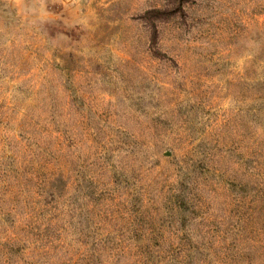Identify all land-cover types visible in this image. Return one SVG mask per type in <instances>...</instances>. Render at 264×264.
Masks as SVG:
<instances>
[{
	"label": "rangeland",
	"instance_id": "374dc122",
	"mask_svg": "<svg viewBox=\"0 0 264 264\" xmlns=\"http://www.w3.org/2000/svg\"><path fill=\"white\" fill-rule=\"evenodd\" d=\"M0 264H264V0H0Z\"/></svg>",
	"mask_w": 264,
	"mask_h": 264
}]
</instances>
